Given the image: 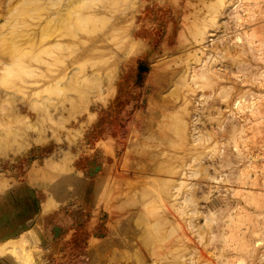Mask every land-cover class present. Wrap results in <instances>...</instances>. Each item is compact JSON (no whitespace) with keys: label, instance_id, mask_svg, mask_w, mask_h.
Instances as JSON below:
<instances>
[{"label":"rangeland","instance_id":"obj_1","mask_svg":"<svg viewBox=\"0 0 264 264\" xmlns=\"http://www.w3.org/2000/svg\"><path fill=\"white\" fill-rule=\"evenodd\" d=\"M230 1L0 0V264H264V0Z\"/></svg>","mask_w":264,"mask_h":264},{"label":"bare ground","instance_id":"obj_2","mask_svg":"<svg viewBox=\"0 0 264 264\" xmlns=\"http://www.w3.org/2000/svg\"><path fill=\"white\" fill-rule=\"evenodd\" d=\"M218 1V0H217ZM220 1V7L218 8V6H219V4L216 6V7H208L209 9H213L214 8V10L216 11L215 13H217V12H219L220 10V8L222 9V8H225V5H226V3H227V0H219ZM243 4H244V2H243V0H240V2L238 1V4H236L235 2H229V8L231 7H233L234 6V8H233V11H234V15H233V17L236 19V21L237 22H239V23H241V13H240V10H241V7L243 6ZM249 10V9H248ZM229 12V11H228ZM227 12V13H228ZM230 12H231V10H230ZM232 14H233V12H231ZM229 14V16H230V13H228ZM232 14H231V16H232ZM216 17L214 18V20H212V21H214V22H216ZM213 23V22H212ZM225 23V22H224ZM237 25H238V23H237ZM241 25V24H240ZM211 28V27H210ZM212 29H207V27H206V25L204 26L203 25V28H201V29H199L198 31H197V36H198V41L200 42H202V40H205V38L207 37L206 35L211 31ZM239 33V32H238ZM240 34V33H239ZM255 34V33H254ZM242 35V34H241ZM196 36V37H197ZM245 36L246 37H249V38H251V37H253V32L252 33H245ZM218 39V38H217ZM236 39H237V41L238 40H242V36H240V35H237L236 36ZM251 40V39H250ZM253 40V39H252ZM197 41V40H196ZM245 41H246V39H245ZM239 42V41H238ZM198 47V46H197ZM205 47V46H204ZM198 49V48H197ZM204 49V48H203ZM207 50V49H206ZM214 51V50H213ZM224 51V50H223ZM202 53H203V51H201ZM206 52V51H205ZM205 52H204V54H205ZM197 53V52H196ZM195 53V54H196ZM208 53H210V52H208ZM212 53V52H211ZM214 54V53H213ZM216 54V53H215ZM208 55H210V54H208ZM212 56V55H211ZM206 57H208V56H206ZM205 57V58H206ZM213 57H215V55L213 56ZM198 60L197 61H199V66H200V68H199V71H197V69L194 67V69H193V71L191 72L190 71V73H192V74H190V76H189V80H190V77L192 78V79H195V80H198L196 77H199V79H200V76L201 77H208V76H211L212 75V70H210V69H206V68H204V67H201V66H203L205 63H203V65H202V62H203V59H201L200 57H196ZM205 58H204V60H205ZM209 58H210V56H209ZM206 59H208V58H206ZM215 59H216V57H215ZM202 60V61H201ZM211 61H213L212 59H211ZM211 61H210V63H211ZM209 63V62H208ZM209 63V64H210ZM198 68V67H197ZM208 68V67H207ZM192 69V68H191ZM262 71V70H261ZM240 72H242L241 70H240ZM205 77L203 78V79H201L202 81L205 79ZM221 77V76H220ZM193 81V80H192ZM197 83V82H196ZM200 83V82H199ZM186 84V83H185ZM188 84V83H187ZM209 84V83H208ZM206 85V84H205ZM189 87H190V85H188ZM207 86V85H206ZM192 88V87H191ZM220 90H222V89H220ZM225 90V89H224ZM201 95V94H200ZM246 98V97H245ZM238 100V99H237ZM251 100V99H250ZM243 101V100H242ZM242 101L241 100H238L237 102H236V105H237V107L239 108V109H242L243 108V105H242ZM251 114H252V112H251ZM253 122V121H252ZM186 125V124H185ZM185 127H187V125L185 126ZM233 128V127H232ZM196 130V129H195ZM236 131V130H235ZM234 131V132H235ZM194 132V131H193ZM194 135H196V134H194ZM204 135V134H203ZM197 137V136H196ZM209 137V136H208ZM200 137H198V139H199ZM205 139V138H204ZM195 140V139H194ZM195 144V143H194ZM67 152V151H66ZM64 154V153H63ZM114 154V153H113ZM66 155V154H65ZM198 156V155H197ZM196 156V157H197ZM195 157V156H194ZM200 157V156H199ZM200 159V158H199ZM114 160V159H113ZM198 160V159H197ZM229 164H231L230 163V161H227ZM226 163V162H225ZM249 165V164H248ZM173 167V166H172ZM171 168V167H170ZM169 168V169H170ZM249 168V167H248ZM251 168V167H250ZM180 169V168H179ZM178 170V169H177ZM166 171H168V170H166ZM170 171V170H169ZM171 172H172V170H171ZM166 173V172H165ZM183 173H184V170H183ZM167 174H170L169 172L167 173ZM172 174V173H171ZM208 178H209V176H208ZM211 178H213L212 176H211ZM215 178H213V180H214ZM185 181V180H184ZM183 180L182 181H180V183H179V186H177V187H175L174 189L176 190H179V192H180V188L182 187V185L183 184H185V183H183L184 182ZM168 182V181H167ZM170 182H172V180H170ZM175 182H177V181H175ZM163 183V189H161L160 191H158L157 192V195H156V198L157 197H159V199H161V197H162V200H160L161 202L160 203H162V202H164L163 200V196L164 195H166V198L168 197H173L174 195L173 194H171L170 193V184L171 183H166V181L165 182H162ZM174 183V182H173ZM113 185V184H112ZM112 185H111V187H112ZM114 186V185H113ZM185 189H187V187L185 188ZM184 189V190H185ZM112 190V189H111ZM110 190V191H111ZM243 190V189H242ZM248 190V189H247ZM249 191V190H248ZM251 191V190H250ZM177 192V191H176ZM111 193V192H110ZM112 194V193H111ZM109 195V194H108ZM122 195V194H121ZM177 195V194H176ZM113 196V195H112ZM193 196V195H192ZM111 197V196H110ZM177 197H180V196H177ZM189 197V196H188ZM191 197V196H190ZM194 197H196V196H194ZM145 198V197H144ZM143 198V199H144ZM248 198H250V196H248ZM153 199H154V197H153V195L151 196V197H149L148 198V200L146 199V203H145V207L146 208H149V205L150 204H153ZM158 199V198H157ZM158 199V200H159ZM175 199V198H174ZM183 199H185V198H183ZM183 199H181V200H183ZM188 199V198H187ZM187 199H185V202H186V200ZM190 199H192V198H190ZM253 199V198H252ZM170 200V199H169ZM188 201V200H187ZM111 202H113V206H114V208H113V206H111V208H112V210L113 209H115V206H116V204H115V202H114V198H112V201ZM175 202V201H174ZM184 202V201H183ZM188 202H192V200L190 201H188ZM121 204V203H120ZM164 204V203H163ZM194 204H195V202H194ZM175 204L173 203H171V206H174ZM167 206V205H166ZM170 206V207H171ZM196 206V205H195ZM168 207V206H167ZM166 207V208H167ZM186 207V206H185ZM173 209V208H172ZM183 209V208H182ZM197 209V208H196ZM167 210H169V207H168V209ZM179 210H180V212L182 211L181 210V208H179ZM194 210V209H193ZM166 211V210H165ZM176 211V210H175ZM184 212H185V210H183ZM196 211V210H195ZM194 211V212H195ZM224 211V210H223ZM193 212V213H194ZM197 212V211H196ZM114 214H113V211L111 212L110 211V222H111V220H113V218H114V216H113ZM109 217V216H108ZM167 219V218H166ZM167 220H169V219H167ZM130 224V223H129ZM128 225V224H127ZM112 226V225H111ZM109 228H111L110 226H109ZM128 228H130V227H128ZM112 230H113V227L111 228ZM109 230V234H110V238H109V240H108V246H109V248L111 249V248H113V246L114 245H117V243H122V240H121V242L117 239H115V237L112 235L114 232L112 231V230ZM128 230V229H127ZM133 230V229H132ZM131 231V230H130ZM27 232V231H26ZM26 232H24V234H23V237L21 238V240H20V242L22 241L23 243H24V245H26V246H24V245H22V242L20 243L21 245H22V247H19V245H14L13 247H10L11 248V250L12 251H14V252H18L19 254H21V258H22V263L21 264H37V262L34 260V258H33V255H34V253H33V250L34 249H32L31 248V246L29 245L28 246V243L30 244V236L28 235V233H26ZM127 232V231H126ZM31 233V232H30ZM117 237V236H116ZM32 239V238H31ZM121 239H123V238H121ZM165 239V238H164ZM242 239V238H241ZM125 243L127 242L126 240L124 241ZM129 242V241H128ZM124 244V243H123ZM263 243L261 242V240L260 239H258L256 242H255V246L256 247H259V246H261ZM126 245H127V243H126ZM123 246V245H122ZM4 247H6L5 249H8L9 247H7V246H3V248ZM2 248V249H3ZM10 248H9V250H10ZM255 249V248H254ZM145 252V251H144ZM255 251L254 250H248V253H254ZM237 264H245V261L242 259V260H239L238 262H237Z\"/></svg>","mask_w":264,"mask_h":264},{"label":"water","instance_id":"obj_3","mask_svg":"<svg viewBox=\"0 0 264 264\" xmlns=\"http://www.w3.org/2000/svg\"><path fill=\"white\" fill-rule=\"evenodd\" d=\"M145 69V68H144Z\"/></svg>","mask_w":264,"mask_h":264}]
</instances>
